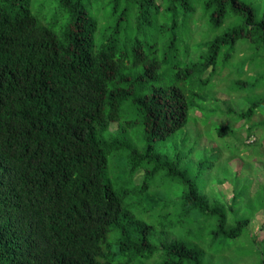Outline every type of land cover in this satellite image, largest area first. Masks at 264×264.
<instances>
[{
	"label": "trees",
	"instance_id": "16d2710c",
	"mask_svg": "<svg viewBox=\"0 0 264 264\" xmlns=\"http://www.w3.org/2000/svg\"><path fill=\"white\" fill-rule=\"evenodd\" d=\"M54 1V15H47L33 11V0H0V264H217L204 259L200 245L211 218L218 221L213 242L238 238L254 220L238 217L234 189L229 203L210 202L179 159L153 143L188 124L200 95L188 86L193 74L206 84L219 60L230 69L243 39L240 50L254 48L264 58V13L258 19L246 0H207L212 27L228 13L240 19L207 41L206 53L189 52L190 64L175 63L171 81L161 70L178 42V23L169 27L160 17L177 4L192 13L189 0H110L117 15L110 24L86 4L101 0ZM253 62L248 54L242 65ZM255 80L252 87H260ZM261 104L230 111L250 119ZM133 123L142 128L143 152L123 135ZM257 124L247 137L264 130V120ZM119 151H128L131 163L117 188L109 164ZM162 169L183 186L179 197L148 205L127 198L128 180L143 192ZM140 170L144 180L137 183ZM257 218L264 230V212ZM256 252L264 264V251Z\"/></svg>",
	"mask_w": 264,
	"mask_h": 264
},
{
	"label": "rangeland",
	"instance_id": "374dc122",
	"mask_svg": "<svg viewBox=\"0 0 264 264\" xmlns=\"http://www.w3.org/2000/svg\"><path fill=\"white\" fill-rule=\"evenodd\" d=\"M206 1L189 0L194 9L192 13H188L181 4H177L176 9L168 11L166 19L160 17V20L165 21L169 27L175 20L178 23L176 29L178 42L168 55L166 60L168 63H164L161 70L162 72L168 71L167 79L171 81L175 78L172 69L175 63L181 66L190 64L189 52H192V55L206 53L208 49L206 42L228 30L240 19V16L228 13L223 25L212 27L210 24L211 10H207ZM246 1L255 6L258 19L261 18L264 13V0ZM57 4L54 0H33L32 9L34 12L44 10L47 15H54V8ZM86 4L87 6L92 4V12L103 20L104 24H110L117 16L112 14L113 2L110 0L86 2ZM41 13L44 19L45 13ZM134 34L135 32L132 33ZM140 37L144 36L140 35ZM247 42L243 39L237 43L234 55L229 65L226 66L230 69H225L222 61H218L217 75L208 80L206 84L197 74L189 78L188 86L193 85V91L200 95L195 97V105L190 110L188 124L178 130L173 137L156 140L153 143L156 151L168 153L171 158L179 159L182 168L187 169L197 181L200 194L206 196L210 202L218 199L229 203L227 199L233 195L234 189L238 196L235 200L238 217L248 216L254 220L253 228L249 227L238 238L219 239L213 242L210 239V232L218 221L216 216L211 218V223L203 230L206 239L200 245L205 251H203L204 259L214 260L217 264L219 262L259 264L260 259L256 250L258 248L264 251V241L260 240L264 236V230L260 228L263 219L257 218L259 213L264 212V185H262L264 183V130L262 127L258 130L254 129L252 136L247 137L249 125L256 127L258 121L264 120V104L260 105L250 119L242 120L236 112L230 111L232 107L240 110L249 106L250 102L264 101V58L254 48L251 53L246 51L247 49L240 50ZM163 46L165 42L160 41V50ZM248 54H251L255 62L250 64L251 66L246 64L243 67L242 63ZM231 66L235 69L232 70ZM255 67L256 70H249ZM256 77L259 78L261 85L253 88L252 84L258 81L255 80ZM239 79L248 82L249 85H239L237 82ZM244 97H246L245 100ZM222 126H227L230 133L220 134L219 129ZM115 128L116 126L113 125L112 129ZM141 130L138 123H133L132 126H127L123 135L143 152L145 147ZM130 163L131 157L128 156V151L110 154L109 170H111L110 173H112V179L117 188L123 186L125 171ZM143 180L144 170H140L135 175V182L142 183ZM149 182L150 187L142 192L128 180L127 185L132 192L127 194V198L132 201L143 200L148 205L149 200L155 201L161 196L179 197L183 187L167 178L164 169L160 170ZM172 209L174 213H177L181 207L175 206ZM140 211V208L134 207L135 214L143 218ZM254 237L258 239L256 245H253L251 241Z\"/></svg>",
	"mask_w": 264,
	"mask_h": 264
}]
</instances>
